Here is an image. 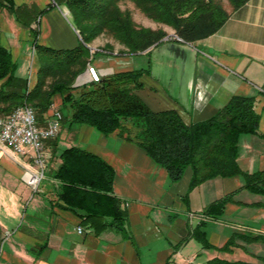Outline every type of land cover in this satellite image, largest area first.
<instances>
[{
	"label": "crops",
	"instance_id": "obj_1",
	"mask_svg": "<svg viewBox=\"0 0 264 264\" xmlns=\"http://www.w3.org/2000/svg\"><path fill=\"white\" fill-rule=\"evenodd\" d=\"M37 2L48 5L47 0ZM38 31V44L45 47L72 49L79 43L63 10L45 12L38 19ZM197 42L204 50L196 54L191 74L186 73L187 52L176 41H163L148 53L163 47L161 54L175 59L181 67L178 92L161 85L165 79V86L172 89L162 64L148 62L136 93L150 110H174L186 124L210 119L234 96L253 97L259 135L239 140L241 174L208 179L189 189L191 172L186 170L180 181L171 183L166 171L135 142L117 133L105 136L86 125H71L67 110L58 135L45 143L44 177L35 192L29 186L30 175L37 170L34 152L27 149L25 155H15L0 148V264H207L214 258L264 264V243L250 241L264 236V193L244 187L245 174L264 171V0H248L215 34ZM0 46L9 50L15 64L20 62L15 75L27 79L31 87L38 63L30 26L0 12ZM97 51L88 64L101 78L135 70L131 55ZM88 70L85 66L77 85L90 82ZM53 100L42 126L53 109L61 107L59 97ZM70 147L98 156L113 169V195L126 213L121 230L94 233L81 224L77 212L57 201L53 175L60 153ZM226 195L230 200L218 219L204 214ZM196 228L209 247L190 236ZM234 233L238 246L219 250Z\"/></svg>",
	"mask_w": 264,
	"mask_h": 264
},
{
	"label": "trees",
	"instance_id": "obj_2",
	"mask_svg": "<svg viewBox=\"0 0 264 264\" xmlns=\"http://www.w3.org/2000/svg\"><path fill=\"white\" fill-rule=\"evenodd\" d=\"M61 1L80 42L72 49L45 47L38 44V28L30 27L38 63L30 88L27 79L15 76V62L9 50L0 46V117L26 104L33 107L41 122L53 99L59 97L61 107L68 110L66 119L71 125H86L105 136L117 133L135 142L166 171L171 183L180 181L186 170L191 172L189 189L208 179L241 174L237 165L239 140L244 135H259V115L254 111L253 97L234 96L210 119L186 124L174 110L154 112L139 98L136 91L142 87L140 79L146 69L114 73L98 83L77 85L76 80L89 63L87 45L100 35L109 36L127 55L150 50L166 36L161 28L136 25L130 12L121 9L123 1L131 2L152 22L171 28L184 43L192 44L215 34L248 0H227L230 11L217 0ZM50 8L46 7L42 13ZM3 9L17 21L18 10L24 20L30 12L28 7H16L13 0H0V10ZM59 158L61 162L53 178L61 207L77 212L81 224L94 233L109 228L121 230L126 213L113 195V169L98 156L77 147L64 149ZM244 178L245 188L264 193V171L245 174ZM229 200L230 195H226L214 201L204 214L218 219ZM235 235L219 250L238 246ZM190 236L201 240L203 247H209L198 228ZM250 239L264 243V236ZM207 264L249 263L214 258Z\"/></svg>",
	"mask_w": 264,
	"mask_h": 264
},
{
	"label": "rangeland",
	"instance_id": "obj_3",
	"mask_svg": "<svg viewBox=\"0 0 264 264\" xmlns=\"http://www.w3.org/2000/svg\"><path fill=\"white\" fill-rule=\"evenodd\" d=\"M217 1H219L221 3L222 7L226 11H230L231 10V7H230V5H229V3H228L227 0H217ZM18 2H16V0H13V3H14V5L16 7H20V9H22L23 7H26V8L28 7L29 8V11H30L28 17L24 20V18L20 14V10H18L16 12V14L19 17V21L22 22V23H24L25 25L27 23H29L28 25L30 27H32L33 29H37L38 28L37 21H38V19L40 17H42L44 15L45 12L42 13V11L45 10L46 7H48V6L51 7L50 9L63 10V12H65V15L67 16L68 21L70 22V19H69V16H68V12L63 7L61 0H47V2H48V5L47 6H44L42 4L40 5L37 2V0H30V2H27V0H18ZM120 7H121L122 10H127V11L130 12V14L132 16V19L136 23V25L141 26V27H145V28H150V29H153V30L154 29L161 28L166 33V36L163 38V41H176V42H178L177 44L181 48H183L184 50H186V52H187L188 62H187V67H186V71H187L186 73L187 74H189V73L191 74L192 73V71H193L192 68H193V64H194L193 62H194V58H195L196 54L198 53L197 56H200V54L202 53V50H204V48L202 47V45L200 43L194 42L192 44H189V43L188 44H184V42L179 37H177L175 35L174 31L171 28L166 27V26H163V25H160V24H157L155 22H152L150 19L146 18L129 1H123V2H121L120 3ZM2 11L5 13V9L0 10V12H2ZM11 16L13 17V15H11ZM70 24H71V22H70ZM71 26H72V24H71ZM77 35H78V32H77ZM78 37H79V35H78ZM78 42H80V37L78 39ZM87 48L89 49V52H90L89 57H88L89 62L90 61H93V60H95L97 58V56H98V51L97 50L98 49L104 50V51H110L112 53H116V54H119V55L123 54L122 53L123 52V48L117 42H115L113 39H111L107 35H100V36H98L90 44L87 45ZM93 48H95V49H93ZM162 48L163 47H160V48L152 51L148 55H144V54H140V55L139 54H134V55H131L130 58L133 61V66L132 67H133V69L137 70V69H146L147 68V65H148L147 64L148 62L149 63H155V64H162V68L165 70L164 76L167 79V81L170 83V86L172 87V89L170 87H168V85L165 86V83H166L165 79L161 81V85L168 92H178L177 77H178V73L180 74V68L181 67L175 65V62H174L175 59L174 58H173V60H171L169 58V56L167 57V55H162L161 54ZM147 51H150V50H147ZM147 51H145L143 53L146 54ZM33 54H34V50H33ZM34 58L36 59L35 54H34ZM19 63L15 64V69H16V67L19 68V65H20ZM87 66H88V69H90L91 65H89L87 63L86 68H87ZM14 74H15V71H14ZM28 87L30 88V86H28ZM53 101H52L51 106L54 105L53 104L54 103ZM26 106H30V105H26ZM15 108H17V107H15ZM54 110H56V111H58L60 113V115L62 117V119H61V122H62L63 115L66 114L67 108L66 107L65 108L60 107L59 110L53 109V111ZM35 114H36V112H35ZM36 118H37V116H36ZM37 121H38V119H37ZM45 125H46V123L42 126L41 122L38 121V126L39 127H44ZM60 126H61V123H60ZM59 131H60V129H59Z\"/></svg>",
	"mask_w": 264,
	"mask_h": 264
},
{
	"label": "built area",
	"instance_id": "obj_4",
	"mask_svg": "<svg viewBox=\"0 0 264 264\" xmlns=\"http://www.w3.org/2000/svg\"><path fill=\"white\" fill-rule=\"evenodd\" d=\"M86 72L90 82L100 81L101 77L93 66ZM61 119L60 113L54 110L46 125L39 127L34 109L27 108L26 105L0 117V148H8L15 155H25L27 149L34 152L33 161L37 170L29 178V186L33 192L38 189L44 177L45 143L57 136ZM77 232L81 234V228H77Z\"/></svg>",
	"mask_w": 264,
	"mask_h": 264
},
{
	"label": "bare ground",
	"instance_id": "obj_5",
	"mask_svg": "<svg viewBox=\"0 0 264 264\" xmlns=\"http://www.w3.org/2000/svg\"><path fill=\"white\" fill-rule=\"evenodd\" d=\"M27 108H32V107H30V106H27Z\"/></svg>",
	"mask_w": 264,
	"mask_h": 264
}]
</instances>
